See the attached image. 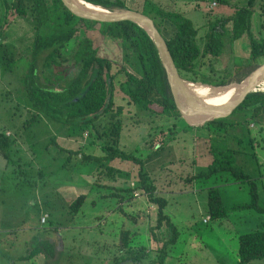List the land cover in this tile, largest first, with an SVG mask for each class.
I'll use <instances>...</instances> for the list:
<instances>
[{"label": "rangeland", "instance_id": "374dc122", "mask_svg": "<svg viewBox=\"0 0 264 264\" xmlns=\"http://www.w3.org/2000/svg\"><path fill=\"white\" fill-rule=\"evenodd\" d=\"M118 1L122 11L142 12L146 0ZM151 1L163 10L185 14L200 29V37L208 31V22L232 16L235 12L217 0H179L176 4L172 0ZM246 1L227 0L234 6L237 3L244 6ZM256 11L260 12V7ZM8 21L5 46L16 66L9 73L0 63V134L11 144L13 162L8 163L0 154V264H153L172 234L165 225L161 230H155L159 208L149 201L147 193L139 189V167L118 159L110 165L115 170L110 174L112 176H103L105 168L86 160L87 156H105L102 150L105 141L101 137L105 130L99 135L88 127L60 126L47 118L33 125L27 124L32 117L29 110L33 109L28 105L23 82L36 36L35 30H29L34 28L35 22L29 18L14 19L11 13ZM253 22L254 33L264 39V16L255 15ZM79 28L77 39H91L98 56L110 60L114 65L113 72H118L124 65L121 41L103 36L97 27L87 29L79 25ZM259 29L261 32L258 33ZM164 37L168 40L165 34ZM248 45L246 39L238 41L236 56L247 58ZM231 50V44L226 45L225 60L221 63L225 70L227 63L231 68V61L234 62L235 54ZM215 67L219 69L218 62ZM203 69L210 70L204 66ZM241 71L242 75H251L256 70L242 68L236 72ZM76 72L70 68L59 88H67ZM125 81L124 76L117 78L114 96L116 107L124 108L121 150L146 162L157 187L156 194L167 200L164 214L179 232L178 241L171 247L165 264H238L239 237L256 231L255 224L264 222V214L252 210L230 211L224 220H210L208 190L219 188L225 205L231 208L251 201L249 183L234 185L227 173L208 180L187 182L192 176L208 171L212 165L211 157H208V136L209 129L215 131V128L194 127L185 135L181 132L183 125H177L178 122L171 121L170 130L163 127L164 117H154L162 112L161 107L154 105L150 112H145L134 105L119 88V84ZM185 101L191 104L189 97H185ZM263 117L252 119L249 112L231 119L241 124L222 131L227 134L231 149L242 152L239 138L244 141L245 151L251 153L246 159L248 169L245 171L250 175L256 172L254 156L259 153L254 143L261 136L264 140ZM173 122L176 126L172 125ZM151 126L160 128L152 130ZM54 138L56 145H51ZM69 152L74 153L71 162L68 161ZM57 177L58 181L72 184L58 190L53 182ZM130 188L132 193L119 194L125 196V202L113 196ZM196 189L198 191L193 192ZM80 196L87 199L76 214L70 211L68 204ZM43 218L47 220L45 224ZM245 219L249 221L245 223ZM125 229L131 234L130 252L121 247V234ZM42 242L44 247L50 243L56 245L57 258L47 260L42 253L28 260L36 248L42 249ZM146 252L149 255L144 258L142 255ZM135 256L141 257L139 263L131 260ZM24 257L27 258L22 259ZM252 264H264V260Z\"/></svg>", "mask_w": 264, "mask_h": 264}, {"label": "trees", "instance_id": "16d2710c", "mask_svg": "<svg viewBox=\"0 0 264 264\" xmlns=\"http://www.w3.org/2000/svg\"><path fill=\"white\" fill-rule=\"evenodd\" d=\"M82 1L109 11L123 9L118 0L115 2L112 0ZM172 1L173 4H176L179 0ZM206 1L201 0L200 2ZM217 1L220 5L234 9L235 12L232 16L208 22V31L203 37H200V29L183 13L170 9L163 10L151 0L145 1L142 12L172 24L177 30L179 37L175 48V63L183 80L195 84L224 87L240 84L249 76L242 75V71L237 73L236 71L239 69L252 68L256 70L264 61V39H259L253 30L254 16L256 14L260 17L264 16V0H247L246 6H239L238 3L234 6L227 0ZM258 7H260V12L256 11ZM9 13L14 19L17 17L29 18L30 21L35 22L34 28L29 30H35L36 36L32 52L26 63L28 73L23 82L27 91L28 105L33 109L29 110L32 117L27 120V124L33 125L47 118L56 121L60 126L88 127L99 135L102 130H105L101 134L105 141L104 147H102L105 156L98 158L87 156L86 160L100 165V168H105H101L102 172L105 171L103 176H112L110 174H113L115 170L110 165L118 159L133 162L139 167V189L147 193L149 201L159 208L158 226L155 230H161L165 225L172 234L171 238L164 242L161 250L157 253V261L153 263L165 264L169 258L171 247L175 246L178 241L179 232L171 219L164 214L167 200L156 194L157 187L147 170L146 162L136 155H128L121 150L124 108L116 107L114 100L118 85L117 78L124 76L126 81L119 84L120 90L134 105L145 112H150V107L154 105L161 107L160 114L156 112L152 114H159L155 115V118L164 117L163 127L170 130L171 121H175L178 122L177 125H183L181 132L185 135L191 129H195L186 123L168 97L161 57L154 42L143 28L135 24L127 25L114 32H101L103 36L118 39L122 44L124 65L114 73L113 63L98 56V50L94 48L91 39L87 37L77 39L81 24L65 8L61 0H14L13 3L8 0H0V63L7 68L9 73H12L16 66L5 46L10 25ZM206 16L209 17L210 14ZM85 27L91 29L90 26ZM157 29L164 36L163 29ZM259 32H261L260 29ZM244 39L249 43L247 58L238 57L235 52V44ZM165 40L167 43L169 42L166 38ZM228 44L229 46L231 44V52L235 56L234 62L231 61V68L227 63L225 70V67L221 68V63L225 60V48ZM217 62L219 69L215 67ZM203 66L210 69L209 72L207 69H203ZM70 68L77 71L76 77L67 83V88L61 89L59 86L66 80ZM249 112L251 118L255 120L264 114V94L257 97L242 115H247ZM109 124L111 128L108 127ZM239 124L241 123L231 120H219L198 128L206 129L208 126L215 128V131L209 129L210 135L208 136L209 153L213 157V162L208 171L192 176L187 182L208 180L227 173L230 175V182H249L250 186L251 201L247 204L234 205L231 208L225 205L219 188L209 189L208 217L210 220H224L228 218L230 211L252 210L264 214V208L259 205L257 186L252 177L236 164L234 152L228 143V136L222 132L223 129L236 127ZM152 127V130L160 128ZM10 145L8 138L1 133L0 154L8 163L13 162ZM51 145H56L55 138L52 139ZM73 155V152H69V162ZM63 169H67V163ZM121 176L127 177L124 174ZM132 192L131 188L125 189L113 196L121 199V202H125V196L119 194ZM86 199V196L77 198L70 205V211L79 213ZM130 235L127 229L123 230L121 234V247L128 252L132 251ZM43 244L44 242L41 243L42 249L36 248L26 258L30 260L42 253L45 254L47 260L57 258L56 245L50 243V246L44 247ZM146 253L142 255L144 258L149 255ZM238 258V264H252L264 260V223L255 232L239 237ZM131 260L139 263L141 257L135 256Z\"/></svg>", "mask_w": 264, "mask_h": 264}, {"label": "water", "instance_id": "95a60500", "mask_svg": "<svg viewBox=\"0 0 264 264\" xmlns=\"http://www.w3.org/2000/svg\"><path fill=\"white\" fill-rule=\"evenodd\" d=\"M61 1L65 8L80 22L81 25L90 26L92 28L97 27L101 32H114L130 24H135L143 28L159 51L163 67L164 84L168 97L174 103L182 118L191 127H202L219 120L235 119L246 112L257 97L264 94V73L253 78L258 70L264 66L263 63L242 83L233 84L235 86V95L232 99L230 98L223 103L209 104L208 102L189 97L191 104H188L185 100H182L179 95V93L185 94L184 89H176L179 84L186 81L181 78L175 63V48L178 44L179 36L177 30L172 24L143 12L122 10L109 11L105 9L110 15L117 16L112 20H108L93 14L89 10L81 8L78 5V2H82V0ZM147 26L163 29V33L168 37L169 41L167 46L165 45V40H156V38H154L146 29ZM210 87L225 88L226 86Z\"/></svg>", "mask_w": 264, "mask_h": 264}, {"label": "bare ground", "instance_id": "6f19581e", "mask_svg": "<svg viewBox=\"0 0 264 264\" xmlns=\"http://www.w3.org/2000/svg\"><path fill=\"white\" fill-rule=\"evenodd\" d=\"M81 1V0H80ZM78 5L81 8H84L86 10H89L90 12H92L93 14L102 17V18H106L108 20H112L114 18H116L117 16L115 15H110L108 13L107 10L103 9L102 7H98L89 3H85V2H78ZM146 29L148 30L149 33H151L153 35L154 38H156V40L158 39H162L165 40L164 36L158 31L157 28L155 27H151V26H147ZM164 38V39H163ZM164 42V41H163ZM165 45L167 46V42L165 40ZM264 73V67L260 68V70H258L257 74L254 75L253 78H256L258 75L263 74ZM184 89L185 94H180L182 100H185V97H195L198 98L202 101H206L210 104L213 103H223L226 102L228 99H232L235 95V86L231 85L225 88H212L208 85H203V84H192V82L186 81L184 83L179 84L178 87H176V89Z\"/></svg>", "mask_w": 264, "mask_h": 264}, {"label": "crops", "instance_id": "0c3cea01", "mask_svg": "<svg viewBox=\"0 0 264 264\" xmlns=\"http://www.w3.org/2000/svg\"><path fill=\"white\" fill-rule=\"evenodd\" d=\"M246 4H247V1H246ZM244 6H246V5H244ZM227 8H230V7H227ZM262 116H264V114ZM262 121H263V125H264V117L262 118ZM196 129H198V128H196ZM201 140H203V142H204V139H201ZM196 142H197V140H196ZM194 143H195V141H194ZM239 143L243 145V147H242L243 151L239 152V150H234V149H232V150H233L234 155H235L236 164L246 171V169H248V167H247L248 164L246 163V159L251 153H248V152L245 151V144H244V141L241 140V138H239ZM208 146L210 148V142H209ZM254 146H258V148H259V153L254 156V158L256 160V172L255 173H251V175L249 173H247V174H249V176L252 177L253 182L257 186L258 194H259V205H260V207L264 208V140L262 139V136L257 140V142L254 143ZM209 148H208V157H211V162H213V157L209 153ZM238 152L241 153V154H238ZM57 179H59V178L57 177L56 179L53 180V182H54V187L57 188L58 190L60 188L64 187L65 185H68V184L71 185L72 184L71 182H65V181H60V180L58 181ZM231 183L234 184V185H239L242 182H239V183L231 182ZM244 183H249V182H244ZM197 191H198V189L194 190L193 192H197ZM222 199H223V197H222ZM223 201H224V199H223ZM68 205H71V203H69ZM251 217H253V216H251ZM251 217H250V219H251ZM248 221H249V219H245L244 222L246 223ZM241 223H243V220L241 221ZM263 223L264 222H262L260 224H255V225H257V227L259 228V226L261 224H263ZM255 225H253V226L256 229L257 227ZM247 227H248V225H247ZM251 228H253V227H251ZM250 233H252V232H250Z\"/></svg>", "mask_w": 264, "mask_h": 264}, {"label": "built area", "instance_id": "2783aa9c", "mask_svg": "<svg viewBox=\"0 0 264 264\" xmlns=\"http://www.w3.org/2000/svg\"><path fill=\"white\" fill-rule=\"evenodd\" d=\"M213 6L215 7V6H217V5H216V4H213ZM46 222H47L46 218H43V219H42V223L45 224Z\"/></svg>", "mask_w": 264, "mask_h": 264}, {"label": "clouds", "instance_id": "9594fccd", "mask_svg": "<svg viewBox=\"0 0 264 264\" xmlns=\"http://www.w3.org/2000/svg\"><path fill=\"white\" fill-rule=\"evenodd\" d=\"M197 128V127H196Z\"/></svg>", "mask_w": 264, "mask_h": 264}]
</instances>
